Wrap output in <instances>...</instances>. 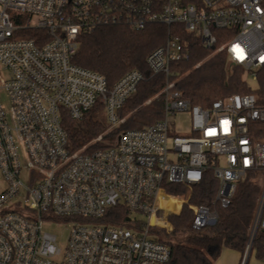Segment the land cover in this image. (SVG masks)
Returning <instances> with one entry per match:
<instances>
[{
  "label": "built area",
  "instance_id": "2783aa9c",
  "mask_svg": "<svg viewBox=\"0 0 264 264\" xmlns=\"http://www.w3.org/2000/svg\"><path fill=\"white\" fill-rule=\"evenodd\" d=\"M123 21L134 28L182 24L246 74L259 80L264 72V0H0V92L10 102L5 108L0 96V264H165L170 217L187 205L192 229H206L251 173L261 193L240 264L264 228V86L204 107L168 81L163 118L105 139L126 120L120 109L145 75L133 68L110 86L73 57L81 33ZM186 57V44L173 33L146 62L151 74L168 75L171 62ZM99 105L106 131L73 149L64 112L79 120ZM181 114L186 134L176 124ZM208 172L217 180L209 205L167 189L172 183L191 190ZM118 205L129 218L107 221ZM53 223L70 226L62 248L44 227Z\"/></svg>",
  "mask_w": 264,
  "mask_h": 264
},
{
  "label": "trees",
  "instance_id": "16d2710c",
  "mask_svg": "<svg viewBox=\"0 0 264 264\" xmlns=\"http://www.w3.org/2000/svg\"><path fill=\"white\" fill-rule=\"evenodd\" d=\"M178 33L188 48V57L173 61L171 73L151 74L146 58L156 47L165 43L167 38ZM33 34L31 33L30 36ZM76 64L103 74L112 86L128 70L137 68L145 78L120 109V115L126 120L109 131L105 139L127 129L143 128L164 117V99L162 89L168 81H174L175 88L193 103L210 106L218 98L233 93L253 91L245 78L244 69L232 63L226 52H214L204 47L200 39L187 31L182 24L148 23L143 28L131 27L126 22H112L97 25L93 30L79 36V47L73 57ZM259 85L264 86V72L260 74ZM102 107L96 106L82 119H73L64 112L62 124L69 135L71 147L79 149L106 131V119ZM258 133L264 138V123ZM96 146V144L94 145ZM250 174L238 182L231 203L218 207L217 221L201 231L192 229V210L186 205L180 215H172L174 225L172 234L184 231L188 235L183 240L169 241L170 259L165 264H216L224 248L241 253L246 249L251 225L261 193L260 184ZM217 180L208 172L204 179L191 190L181 184H168L170 192L190 194V202L211 204L215 194ZM107 221L125 222L129 218L128 210L118 205L110 210ZM251 252L258 259H264V228L260 227L254 237Z\"/></svg>",
  "mask_w": 264,
  "mask_h": 264
},
{
  "label": "rangeland",
  "instance_id": "374dc122",
  "mask_svg": "<svg viewBox=\"0 0 264 264\" xmlns=\"http://www.w3.org/2000/svg\"><path fill=\"white\" fill-rule=\"evenodd\" d=\"M2 76L6 77L7 76V72L6 71H2ZM245 78L247 80V83L250 87L252 88H257L259 86V81L257 79L256 76L252 75V74H246L245 73ZM0 96H1V100L2 103L4 104L5 108H9V97L6 93V91H2L0 92ZM187 116L184 114H181L177 117L176 119V124L178 125L179 128V134H186V132L188 131V122H187ZM21 158L22 161H25V157H24V153L21 152ZM25 176H23V179L25 180ZM6 187V182L4 179H0V193L1 191ZM138 219H142V220H146V216L143 214H136ZM46 229L50 230L51 232L55 233L57 235V242L59 244V246L62 248L68 238L69 235V225L68 224H62V223H53V224H46L44 226ZM188 234L185 233L184 231H179L176 234H171L168 237L172 240H183ZM237 256V252H235L233 249L231 248H224L222 250V253L220 255L219 258H230L231 254H234ZM238 261V258H237Z\"/></svg>",
  "mask_w": 264,
  "mask_h": 264
},
{
  "label": "crops",
  "instance_id": "0c3cea01",
  "mask_svg": "<svg viewBox=\"0 0 264 264\" xmlns=\"http://www.w3.org/2000/svg\"><path fill=\"white\" fill-rule=\"evenodd\" d=\"M234 251L237 252V256L235 255L236 253L231 254L230 258H226V257L219 258L220 257L219 256L216 260V264H240L241 253L236 250ZM237 258H238V261H237ZM245 264H264V259H258L255 256L254 252H251Z\"/></svg>",
  "mask_w": 264,
  "mask_h": 264
}]
</instances>
